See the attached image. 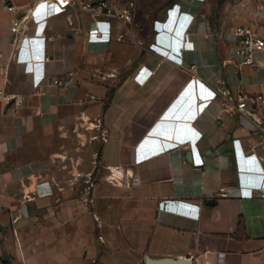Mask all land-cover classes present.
Here are the masks:
<instances>
[{
    "label": "crops",
    "instance_id": "1",
    "mask_svg": "<svg viewBox=\"0 0 264 264\" xmlns=\"http://www.w3.org/2000/svg\"><path fill=\"white\" fill-rule=\"evenodd\" d=\"M38 1L0 0V264H264L263 135L217 95L188 121L201 165L191 142L147 136L191 77L196 96H264V52L239 67L231 36L244 26L264 40V0H71L25 38ZM100 2H133L132 20L96 15ZM150 45L181 49L183 65ZM151 140L176 145L136 163ZM171 160L189 170L186 187Z\"/></svg>",
    "mask_w": 264,
    "mask_h": 264
},
{
    "label": "built area",
    "instance_id": "2",
    "mask_svg": "<svg viewBox=\"0 0 264 264\" xmlns=\"http://www.w3.org/2000/svg\"><path fill=\"white\" fill-rule=\"evenodd\" d=\"M170 1V0H168ZM71 4V0H39L32 10L29 13V20L30 22L35 25V29L30 31L28 26L23 27L21 30V34L23 37H41L43 35L44 26L51 16L61 11H64L68 8ZM96 15H103L107 18H113L119 20L122 23H129L133 17V8L134 3L128 2L122 7L115 8L106 2H100L96 5ZM9 11L12 10L11 7L8 8ZM101 13H100V12ZM18 22H14L11 32L15 34L18 31ZM174 34L179 36L180 38H184L185 34L181 31L179 26L176 24L172 31L171 35ZM232 38L236 41L237 46L234 48V54L239 57L240 61L238 66H248L254 67L257 65L256 56L258 53L264 52V40L259 37L254 31L250 28L239 26L235 27L231 33ZM149 49L159 55L165 56V54L172 60L176 65L182 66L183 59H182V50L181 49H174L172 55H169L165 52L164 48L150 45ZM179 57V58H177ZM188 71L191 74L196 73V66L189 65L187 67ZM195 78L191 77L188 83L194 82ZM58 84V81L54 82ZM220 96L225 98L228 104L231 105L230 110L234 112L239 118L245 119L249 122V131L253 134H261L264 137V96L256 95V96H244L242 94H231L228 90H216L215 92L207 88L206 86L198 87V95L195 94V89L191 92L190 99L191 101H195V104L190 105L189 112L193 114L194 117L197 116L196 104L208 103L209 101L213 100L216 96ZM19 104H22V99H18L17 101ZM187 136L192 137V133L187 130ZM152 148L154 152L156 150H163V146H161L160 141L158 140H151ZM146 154V153H145ZM143 152L136 149V160L135 162H139V156L144 155ZM160 154V153H159ZM157 154V155H159ZM194 156V164L201 165V160L197 158V154L193 151ZM259 163H264V158L258 159ZM112 179L115 181L117 178L113 175ZM138 183V182H136ZM86 202L93 203V199L91 196V191L93 188V184L90 182L88 178L86 181ZM168 203L161 202L159 204V208H167ZM186 206V205H184ZM170 207V206H169ZM190 209L194 207L186 206Z\"/></svg>",
    "mask_w": 264,
    "mask_h": 264
},
{
    "label": "water",
    "instance_id": "3",
    "mask_svg": "<svg viewBox=\"0 0 264 264\" xmlns=\"http://www.w3.org/2000/svg\"><path fill=\"white\" fill-rule=\"evenodd\" d=\"M194 89V83H187L182 90L181 96L174 103L170 105L169 108L162 114L160 120L147 132V136H157L166 139L174 138L178 143L183 144L185 142H191L193 151L196 153L194 147V140L197 139L200 134L196 132L194 128L191 127L188 121L193 120L194 115L190 114L189 109L192 103L195 104V101H191L187 95ZM204 106V104L199 105V109ZM197 110V108H196ZM189 130L192 133V137L187 136L186 131ZM147 139H149L147 137ZM146 139V141H147ZM176 143L164 144L163 150L175 146ZM140 147L142 144L139 145ZM140 149V148H138ZM163 150H156L151 153H147L144 157L139 158V161L155 156L159 153H162ZM171 171L176 180V182L182 187H186L190 183V172L187 168L180 166L177 162L171 160ZM184 204L176 203L170 205V209L173 211H182ZM144 264H192V260L188 257H178V258H160L152 259L145 257Z\"/></svg>",
    "mask_w": 264,
    "mask_h": 264
},
{
    "label": "rangeland",
    "instance_id": "4",
    "mask_svg": "<svg viewBox=\"0 0 264 264\" xmlns=\"http://www.w3.org/2000/svg\"><path fill=\"white\" fill-rule=\"evenodd\" d=\"M217 3H219V4H221L222 3V0H217ZM100 151V150H99ZM98 151V152H99ZM96 163H97V165H94V166H97V168H98V165H99V156H98V158H97V160H96ZM94 169V168H93ZM93 171H95V169L93 170ZM92 171V172H93ZM112 178H110V180H111ZM109 182V181H108ZM114 182H116V180L114 181ZM108 194H109V192H108ZM119 194H120V198H119V200L121 201V200H123V201H126L127 199V196H128V193H127V191L126 190H124V191H122L121 189L119 190ZM90 211L91 212H93L94 211V208H90Z\"/></svg>",
    "mask_w": 264,
    "mask_h": 264
},
{
    "label": "clouds",
    "instance_id": "5",
    "mask_svg": "<svg viewBox=\"0 0 264 264\" xmlns=\"http://www.w3.org/2000/svg\"><path fill=\"white\" fill-rule=\"evenodd\" d=\"M166 53H168L169 55H172L173 54V50L174 48H172L171 46H169L167 49H164ZM166 59H169V57L165 54L164 56Z\"/></svg>",
    "mask_w": 264,
    "mask_h": 264
}]
</instances>
